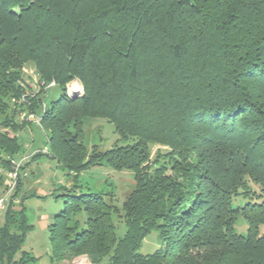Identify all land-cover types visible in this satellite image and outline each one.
I'll use <instances>...</instances> for the list:
<instances>
[{
	"label": "trees",
	"instance_id": "trees-1",
	"mask_svg": "<svg viewBox=\"0 0 264 264\" xmlns=\"http://www.w3.org/2000/svg\"><path fill=\"white\" fill-rule=\"evenodd\" d=\"M26 65L41 87L60 88L49 105L43 88L25 93ZM74 79L82 91L73 98ZM26 113L47 149L20 166L0 264H37L21 249L33 224L20 191L41 155L74 180L102 164L134 180L120 206L103 192L62 194L48 225L52 264L81 255L90 264H264V0H0V191L11 160L27 154L17 121ZM93 118L120 141L87 149ZM152 144L168 148L162 163ZM151 231L160 246L142 254Z\"/></svg>",
	"mask_w": 264,
	"mask_h": 264
},
{
	"label": "rangeland",
	"instance_id": "rangeland-1",
	"mask_svg": "<svg viewBox=\"0 0 264 264\" xmlns=\"http://www.w3.org/2000/svg\"><path fill=\"white\" fill-rule=\"evenodd\" d=\"M22 80L26 89L25 93L28 95L43 88L38 84L35 71L28 65L23 69ZM73 83L79 85L80 89L77 91L81 93L82 87L77 79L67 84V92L72 93L71 86ZM60 93L61 90L58 86H49L43 88L40 96L44 97L43 103L49 105L50 101L56 99ZM17 121L23 123L20 136L26 149V155L35 150L45 151L47 149V137L46 133L39 126L38 119L26 113V115L17 117ZM83 130V143L87 149L91 145L96 144L99 149L104 150L110 148L116 141H120L118 140V134L114 131L113 125L104 118L87 119ZM3 131L12 134L11 130ZM167 150L168 148L164 145L152 144L150 158L153 160L159 154L161 155L159 163H162L165 161L163 155ZM29 158L28 160H30ZM21 177L22 188L20 192L26 195L22 203L25 207L28 221L33 224V228L27 234L21 249L37 257V264H52L49 261L48 225L51 223L54 214L59 212L63 207V193L70 192L71 189H73L72 193L75 194L79 192H103L107 200H110L109 196H111V198L113 197V202L117 206H120L121 202L132 190L134 184L131 171H116L106 164L90 167L81 172L76 180H74L71 176H67V171L58 166L55 160L46 155L38 156L36 159L29 161L22 171ZM5 180V176L3 175V183ZM234 203L242 204L243 201L238 197ZM20 205L19 199H13L8 208H11L15 212L19 210ZM3 212L0 213V227L3 225L5 214ZM234 229L239 233L246 234L247 224L243 217H237ZM259 231L260 233H264V224L259 226ZM158 246H160V241L157 232L151 231L142 240L140 252L147 254L155 251ZM62 264L90 263L86 256L81 255L70 262H63Z\"/></svg>",
	"mask_w": 264,
	"mask_h": 264
},
{
	"label": "built area",
	"instance_id": "built-area-1",
	"mask_svg": "<svg viewBox=\"0 0 264 264\" xmlns=\"http://www.w3.org/2000/svg\"><path fill=\"white\" fill-rule=\"evenodd\" d=\"M53 84V82L51 83ZM79 91V90H78ZM77 91V92H78ZM30 155H23L19 159L11 160V168L3 171V175L5 176V182L3 183V188L0 191V213L4 211L6 208L9 199L16 189L18 173L20 171V166L27 162Z\"/></svg>",
	"mask_w": 264,
	"mask_h": 264
},
{
	"label": "bare ground",
	"instance_id": "bare-ground-1",
	"mask_svg": "<svg viewBox=\"0 0 264 264\" xmlns=\"http://www.w3.org/2000/svg\"><path fill=\"white\" fill-rule=\"evenodd\" d=\"M71 88H72V91L73 92H75V91H77V90L80 89V87H79V85L77 83H73V85L71 86Z\"/></svg>",
	"mask_w": 264,
	"mask_h": 264
},
{
	"label": "water",
	"instance_id": "water-1",
	"mask_svg": "<svg viewBox=\"0 0 264 264\" xmlns=\"http://www.w3.org/2000/svg\"><path fill=\"white\" fill-rule=\"evenodd\" d=\"M71 92H72V93H69V94H70V96L73 97V98L79 95V93H78L77 91H75V92L71 91Z\"/></svg>",
	"mask_w": 264,
	"mask_h": 264
}]
</instances>
